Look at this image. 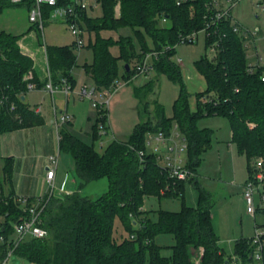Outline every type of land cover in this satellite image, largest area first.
I'll return each instance as SVG.
<instances>
[{"label": "trees", "instance_id": "16d2710c", "mask_svg": "<svg viewBox=\"0 0 264 264\" xmlns=\"http://www.w3.org/2000/svg\"><path fill=\"white\" fill-rule=\"evenodd\" d=\"M179 1L120 0V17L116 18V0H102L104 17L86 21L90 33L130 28L140 45L138 51L131 37H121L117 42L98 37L94 44L90 40L93 61L85 64L83 69L98 91L109 89L119 78L120 60L125 63L121 77L128 78L132 74V63L140 62L147 53L159 51L162 54L155 63V72L158 77L166 75L177 84L179 96L174 101L171 117L156 101L154 120L147 115L150 102H144V97L153 91V79L135 88V96L142 106L138 111L140 122L125 141L113 140L103 151L96 149L95 142L101 138L100 125L110 129L108 109L96 112L92 143L73 134L71 122L62 125L60 152L72 156L79 190L107 179L108 191L97 199L85 197L79 191L62 198L51 197L42 218L48 236L27 239L14 249L13 254L33 264H196L197 259L198 264L226 262L213 224L211 194L196 177L189 184L198 191V205L186 206L187 183L169 179L157 164L156 157L146 151L145 139L148 132L162 131L169 135L176 124L188 141L187 165L198 174L202 156L211 147L213 133L211 129L199 128L198 121L203 117H226L232 128V142L239 154L247 158L250 176L252 159L264 155V68L252 74L248 72L250 60L243 40L233 32L230 21L225 20L212 30L210 38H206L207 48L214 40L221 39L222 50L217 59L212 61L205 55L195 62V70L204 79L205 89L191 93L181 67L173 59L175 46L181 36L205 27L207 4L211 0H186L178 5ZM12 6L15 5L10 1L1 0L0 13ZM163 20L171 23L170 28L162 26ZM19 40V36L0 32V98L9 97V103L0 106V138L8 132L45 124L44 117L23 100L29 83H36L37 87L42 84L35 74L33 59L21 52ZM114 45L120 49L119 57L111 52ZM46 52L53 85L60 88L66 80L74 89L76 80L72 70L77 66L78 57L73 46H46ZM31 70L33 79L24 80ZM211 93L216 95L214 100L203 104L201 98ZM11 102L16 105L14 110L10 108ZM140 152H145L143 157ZM12 168V159H5L1 190L11 182ZM148 197L158 200L179 198L182 208L179 212L147 211L143 208ZM16 198L12 193L0 194V217L3 218L0 222V238H3L0 264L13 249L14 225L26 216ZM32 202L34 199H30ZM150 212L156 220L149 216ZM116 221L121 223L125 233L121 240L115 237ZM162 234H170L175 239L171 257L162 256V248L156 244V237ZM247 248V238L239 239L235 244L238 254L245 255Z\"/></svg>", "mask_w": 264, "mask_h": 264}, {"label": "rangeland", "instance_id": "374dc122", "mask_svg": "<svg viewBox=\"0 0 264 264\" xmlns=\"http://www.w3.org/2000/svg\"><path fill=\"white\" fill-rule=\"evenodd\" d=\"M256 2H262L264 4V0H241L232 12L234 19L245 28L254 30L259 27L261 29L256 48L251 47L247 50L249 60L252 63L256 62L255 56L257 53L264 59V12H259L256 9ZM119 6L121 9L120 0H116L114 6V15L116 18L120 17ZM225 7H227V5ZM28 13L29 8L26 5H15L5 9L0 13V32L4 31L19 36L20 40H25L33 50L39 48L42 52L45 50L44 44L45 46H73L74 38L66 25L59 22H46L42 32L37 25H33L29 22ZM88 15L92 20L103 18V6H99L92 12H88ZM162 26L170 28L171 23L163 20ZM98 37L111 39L114 42H117L121 37H131L137 50L140 51L139 42L130 28L122 27L117 30H102L99 34L95 31L90 33L86 29V46L81 50H75L78 61L77 66L72 70L73 76L76 78L79 85L84 82H89L83 66L86 64V60L89 62L91 60L93 61V52L89 42L91 40L92 44H94ZM148 43L152 46L150 39H148ZM21 52H23L22 49ZM111 52L115 57H119L120 55V49L117 45L111 47ZM210 53L212 54L206 46V35L203 32L199 34L198 41L195 44H180L176 46V54L173 59L183 60V65L180 67L185 83L189 91L193 94L205 89L204 79L195 70V62L205 55L208 56ZM134 64L135 62L132 63L131 66ZM124 65V61L120 60V81H124L121 77L123 75ZM152 79L151 80L154 81L153 91L144 97V102H150V112L147 115L149 116L150 114L152 119H156L154 103L158 101V104L165 109L166 115L171 117L173 114V104L179 96L180 88L166 75L158 77L157 73L154 72ZM87 85L88 84L83 86ZM137 87H140L139 80L132 84L125 85L117 92H111L107 96L109 100L108 110L111 130L109 129L107 136L101 137L95 142L97 150L103 151L113 140L125 141L133 132L135 126L140 122L138 111L142 106L135 96V88ZM57 101L59 102V100ZM192 101L194 103V98ZM148 116L147 118H149ZM198 127L201 129H211L213 133L211 147L203 154V161L197 170V179L201 186L212 196L214 204L213 224L220 238L221 247L224 249L226 255H232L235 251L236 242L242 238L252 237L255 227V220L247 213L246 203H243L241 197L244 185L249 179L247 158L245 155L239 154L237 146L232 142V128L228 118L223 116L203 117L198 121ZM20 134L22 136L24 135L23 133ZM80 137L85 142L92 143L91 137L87 135H82ZM101 143L103 145H101ZM36 154L44 157L48 153L42 148L40 151H36ZM62 155H64V153ZM260 157L261 156H259V158H253L251 165L253 166ZM3 167L4 160L0 156V180L4 177ZM106 182V180H99L90 183L82 189V193L86 196H90V198H98L108 191ZM59 187L60 186L56 183V188L60 189ZM184 204L189 207H197L198 205V191L189 183L185 186ZM144 208L147 211L164 210L179 212L182 208V200L179 198L158 200L156 197H148L145 200ZM149 216L152 217L153 220H156L154 213L150 212ZM257 220L260 221L258 217ZM2 221L3 218L0 217V222ZM124 234L121 223L116 221L115 237L121 240ZM155 241L156 244L162 248V256H172L171 247L175 244V239L172 235H158ZM197 261L199 262L197 259L195 263ZM2 264L33 263L19 255L8 254Z\"/></svg>", "mask_w": 264, "mask_h": 264}, {"label": "built area", "instance_id": "2783aa9c", "mask_svg": "<svg viewBox=\"0 0 264 264\" xmlns=\"http://www.w3.org/2000/svg\"><path fill=\"white\" fill-rule=\"evenodd\" d=\"M1 1V0H0ZM14 5H26L29 8L28 19L33 25L44 30L45 23L59 22L63 23L69 29V32L74 38L73 48L75 50H81L86 46L85 32L86 21L91 19L88 12L94 11L99 6H102V0H8ZM181 1L178 2L180 5ZM241 0H211L207 4L208 14L205 16V27L200 31H194L191 34L181 36L180 44H195L198 41V36L201 32L205 33L206 38L211 37L213 29L218 28L223 21L229 20L230 25L233 28V32L236 33L242 40L246 51L254 47L258 36L261 33L259 27L254 30L245 28L239 22H237L233 15V9ZM255 7L259 12H264V4L262 2H256ZM227 5V7H225ZM120 9V6L118 7ZM120 12V11H119ZM217 31H213L214 33ZM176 45V46H177ZM175 46V48H176ZM45 47V56L47 60V52ZM168 50L170 47L167 48ZM210 53L207 57L215 61L221 52V39H216L208 47ZM162 52L152 51L146 54L140 62H137L132 67V74L128 78H123L124 81L116 79L109 89L98 91L94 85H87L80 88L77 92L81 99L88 100L92 108L96 112L108 109L109 100L107 96L111 92H117L121 87L132 84L139 80L140 86L148 83L155 72V63L159 60ZM248 54V53H247ZM249 58V57H248ZM256 62H249L248 72L254 73L259 68H264V59L258 53L255 56ZM177 65L182 66L183 60L174 58ZM46 83L44 89L50 94H54L58 89L62 90L66 96H70L74 89L63 81V86L58 88L53 85L51 72L46 61ZM33 79L32 70L25 76L24 80L31 81ZM262 81L264 82V72L262 74ZM36 83L28 84V92L36 90ZM216 97L215 93H211L201 98L203 104L212 102ZM5 103H9V97L4 96L0 98V106ZM217 104V103H215ZM11 110L16 108L14 102H11ZM55 110V107H54ZM55 114L56 110H55ZM72 121V116L68 112H64L60 115H56L55 125L59 130L62 125ZM173 132V133H172ZM109 133L103 125H100L99 135L101 137L107 136ZM60 139V137H59ZM101 145H103L101 143ZM146 151L153 154L156 157V162L161 169L168 174L170 180L174 182L189 183L197 174L194 170L190 169L187 165L188 161V141L181 133L178 126L175 124L169 135L164 132H148L145 139ZM145 152H140V156L143 157ZM259 158V157H258ZM264 156L256 160L255 164L251 165V174L249 179L244 185L243 198L247 206V213L255 220V227L253 236L247 238L248 248L245 251V255L238 254L234 251L232 255H226V262L223 264H264ZM49 165L46 172V181L48 185V192L46 195L34 199V202L30 203V199L19 197L16 198V202L25 212V218L14 225L13 236V249L9 251V255L13 254L14 249L22 242L30 238L44 239L48 236V231L43 227V214L51 197L62 198L65 195L71 194L63 186L60 190L56 188L55 176L57 166L59 163V154L50 156L48 159ZM260 219V221L257 220ZM0 242H3V238H0ZM198 264V261L196 262Z\"/></svg>", "mask_w": 264, "mask_h": 264}, {"label": "crops", "instance_id": "0c3cea01", "mask_svg": "<svg viewBox=\"0 0 264 264\" xmlns=\"http://www.w3.org/2000/svg\"><path fill=\"white\" fill-rule=\"evenodd\" d=\"M19 44L23 51L22 53L33 59L35 74L42 84L36 90L28 92L24 96V101L30 109L44 117L45 124L43 126L8 132L1 136L0 156L3 160L12 159L13 170L11 182L5 184L2 190L0 189V194L9 195L12 193L17 198L24 197L28 199H36L46 195L48 192L46 181V172L49 165L48 159L50 156L59 154L55 183L60 186V189L64 186L70 193L79 191L83 196L90 198V196L84 195L82 190H79V180L76 176L75 162L72 156L67 153L62 155L63 152H60L59 133L56 129L55 120L56 115L68 112L72 116L70 123L71 132L80 139L82 135L91 137L97 113L92 108L90 102L81 99L77 92L83 85H94V82L86 75L89 82L79 85L73 76L76 80V86L70 96H66L60 89L53 95L50 94L43 87L47 79L45 52H42L39 48L33 50L25 40H20ZM85 63L91 64L92 60L90 62L86 60ZM54 107L57 114H55ZM109 126L111 130L110 118ZM20 133L24 135L22 136ZM42 148L48 153L44 157L36 154V151H40ZM101 180H106L107 187H109L107 179ZM241 197L243 203H245L243 194ZM143 209L145 210V208Z\"/></svg>", "mask_w": 264, "mask_h": 264}, {"label": "water", "instance_id": "95a60500", "mask_svg": "<svg viewBox=\"0 0 264 264\" xmlns=\"http://www.w3.org/2000/svg\"><path fill=\"white\" fill-rule=\"evenodd\" d=\"M128 67V66H127ZM23 100H24V97H23Z\"/></svg>", "mask_w": 264, "mask_h": 264}]
</instances>
